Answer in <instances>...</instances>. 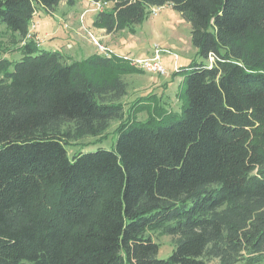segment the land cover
<instances>
[{"label":"trees","instance_id":"1","mask_svg":"<svg viewBox=\"0 0 264 264\" xmlns=\"http://www.w3.org/2000/svg\"><path fill=\"white\" fill-rule=\"evenodd\" d=\"M62 1L0 0V26L24 42ZM106 1L93 24L108 34L172 6L203 61L176 72L178 114L159 105L144 120L126 117V55L69 62L30 41L0 57V264H261L264 0ZM114 121V149L71 157L70 141ZM155 230L173 239L166 259Z\"/></svg>","mask_w":264,"mask_h":264},{"label":"rangeland","instance_id":"2","mask_svg":"<svg viewBox=\"0 0 264 264\" xmlns=\"http://www.w3.org/2000/svg\"><path fill=\"white\" fill-rule=\"evenodd\" d=\"M92 10L94 8L90 0H75L74 4H70L68 0H63L53 14L40 10L34 15L29 25L30 27L36 26L34 29L29 27L33 33L34 45H37L38 42L40 43V40H45L41 49L62 51L69 62L81 60L88 57L90 53L96 52L97 45L93 42L94 38L99 40L101 45L113 51V53L132 57L147 56L144 53L138 54L137 49L141 45L147 49L151 46H159L162 49L167 47L169 49L165 50L177 55L178 68L189 66L193 60L203 61V58L198 53L195 58L194 51H192L193 54L181 51L183 44L187 43V39L190 37L191 40V27L182 15L170 6H164L157 15L153 14L152 9L141 25L131 28L136 31L135 35H126V33L132 31L131 29L117 31L110 39L115 41L112 44H108L105 38L107 36L106 33L99 32L96 30L98 28L92 27L93 18L96 14ZM156 20L159 22L158 26L155 25ZM30 30L28 31L30 32ZM160 31L162 32V39ZM25 41L30 42L31 40L29 41L25 37L24 42H20L18 35L8 30L5 25H1L0 57L17 58L20 53L19 48ZM192 48L197 49L193 44ZM257 48L264 54V33L261 36V40H259ZM97 54H99L98 48ZM190 57L192 58L189 59ZM162 61L167 70L166 75L163 76L152 74L156 76L151 79L150 77L152 76L149 73L139 70L122 74V78L128 83L127 96L122 100L127 110V118L146 120L152 108L159 105L167 107L169 111L176 113L184 104V76L176 75L175 56L171 53H165ZM130 66L131 68L133 67L131 64ZM166 87H168V91ZM140 102H147V107L143 105L135 108L136 104ZM119 125L120 122L118 121L112 122L106 133L99 137L73 139L68 145L69 154L72 157L75 152L87 153L95 152L99 149H114L118 139L116 129ZM150 234L160 245L159 258H168L175 249L173 239L161 230L152 231ZM261 264H264V262Z\"/></svg>","mask_w":264,"mask_h":264},{"label":"built area","instance_id":"3","mask_svg":"<svg viewBox=\"0 0 264 264\" xmlns=\"http://www.w3.org/2000/svg\"><path fill=\"white\" fill-rule=\"evenodd\" d=\"M90 1L93 5L95 12L104 11L106 8L110 7V4L106 0H102L99 2L92 1V0H90ZM162 8L163 7L154 8L153 14L157 15L159 10ZM34 28H36V26L30 27V29H34ZM31 31L32 30H30V32L28 31V34L26 37H27V40L34 41L33 33ZM44 41L45 40H40V43L38 42L37 46L38 47L42 46L45 43ZM25 42H28V41H25ZM93 42H95V44L97 45L99 54H101L105 57H109V58H111L115 55V53H113V51H111L110 49L101 45L99 43V40H97L96 38L93 39ZM165 53H171L175 56V58H176L175 66H176V72H177L179 70V68L177 67L178 66L177 55L168 51V50L162 49L159 46H154L152 55H150L148 57H132V56L126 55L124 57V59L127 60L134 68H136L138 70H141V71H143L145 73H149V74H156V75L163 76V75H166V73H167V70H166V68L163 64V61H162L163 54H165Z\"/></svg>","mask_w":264,"mask_h":264},{"label":"crops","instance_id":"4","mask_svg":"<svg viewBox=\"0 0 264 264\" xmlns=\"http://www.w3.org/2000/svg\"><path fill=\"white\" fill-rule=\"evenodd\" d=\"M170 6V5H169ZM170 7H172V6H170ZM93 12H95L94 10H92ZM89 12V11H88ZM87 12V13H88ZM96 13V12H95ZM64 19V18H63ZM65 20V19H64ZM93 20H94V18H93ZM159 21H161V20H159ZM155 25L156 26H158L159 25V22L156 20V22H155ZM92 27H94L93 26V24H92ZM97 31H99V32H104V33H106V35L107 36H105V38L107 39V42H108V44H112V43H115V41H112V40H110V39H112V36H113V34H115V33H112V34H108L107 32H106V30L105 29H96ZM160 33V37H161V39H162V32L160 31L159 32ZM136 34V31H131V32H128V33H126V35H135ZM124 36V35H123ZM110 46V45H109ZM153 46H151L150 48H146V47H144V46H140L138 49H137V52H138V54H141V53H144V54H147V56L146 57H148V55L150 56V55H152V53H153V48H152ZM96 48V47H95ZM165 49H169V48H167V47H164ZM54 50V49H53ZM171 50V49H170ZM181 51L182 52H186V53H189V54H191L192 53V51H194L195 53V58L197 57V53H198V50L196 49H194V48H192V44H191V40H190V37L187 39V43L186 44H183V47L181 48ZM94 53H97V48H96V52H94ZM94 53H90V55H92V54H94ZM193 54V53H192ZM90 55H88V56H90ZM192 57H190L189 59H191ZM188 59V60H189ZM193 60V59H192ZM179 61V60H178ZM181 67V66H180ZM182 67H186V66H182ZM150 76H152V77H150L151 79H153L154 77L153 76H156V75H152V74H149ZM166 90L168 91V87H166Z\"/></svg>","mask_w":264,"mask_h":264}]
</instances>
